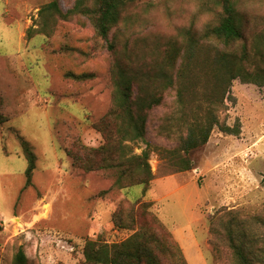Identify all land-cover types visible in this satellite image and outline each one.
<instances>
[{
  "label": "rangeland",
  "instance_id": "1",
  "mask_svg": "<svg viewBox=\"0 0 264 264\" xmlns=\"http://www.w3.org/2000/svg\"><path fill=\"white\" fill-rule=\"evenodd\" d=\"M53 1L0 0V112L8 118L0 126V264H13L19 249L29 264H84L88 241L121 243L140 227L156 226L189 264H238L228 239L232 230L246 234L255 258L264 259V103L258 102L264 101V85L233 82L217 108L220 125L191 152L195 167L189 172L172 168L168 151L186 135L181 114L190 123L205 114L202 94L218 83L210 67L198 66L183 105L169 90L149 112L154 180H189L184 188L169 180L152 181L145 195L142 186L113 189L114 170L85 172L68 155L78 143L93 149L104 143L94 124L113 106L116 60L152 72L163 67L171 49L183 50L187 32L199 35L220 20V0H136L108 41L84 16L63 21L39 13ZM75 1L58 0L61 11ZM234 1L247 35L264 34V0ZM200 17L207 23L197 30ZM172 122L177 125L168 127ZM20 139L37 159L30 186ZM130 145L135 154L146 148ZM216 178H224L223 193L207 191L212 180L211 188L218 187ZM152 201L151 217L135 214L139 202ZM180 230L193 237L185 252L173 234Z\"/></svg>",
  "mask_w": 264,
  "mask_h": 264
},
{
  "label": "trees",
  "instance_id": "2",
  "mask_svg": "<svg viewBox=\"0 0 264 264\" xmlns=\"http://www.w3.org/2000/svg\"><path fill=\"white\" fill-rule=\"evenodd\" d=\"M135 1L76 0L73 7L63 13L58 0H54L41 8L39 13H48L63 21L84 16L94 25L98 36L108 41L110 32L121 22L127 6ZM220 3V20L207 26L199 35L187 32L183 50L177 47L171 49L165 65L156 71H147L146 68L116 60L113 65V106L94 124V128L102 134L104 143L95 149L78 143L74 151L68 153L75 168L85 172L114 170L116 181L113 189L127 190L142 186L145 195L154 180L149 164L150 144L146 139L149 112L162 105L164 95L169 90H175L178 101L183 105L191 80L198 76L195 71L199 65H205L206 68L210 67L212 80L218 82L212 90L202 94L206 106L202 111L205 114L195 115L192 123L185 113L181 114L180 121L186 127V135L180 138L177 149L168 151L170 166L177 172L194 169L190 154L205 146L213 129L220 125L217 108L224 105L233 82L240 80L264 85V34L248 36V24L240 19L236 2L220 0ZM155 61L158 62V57ZM70 76L75 79L85 77ZM7 121L8 118L0 112V126ZM172 125L168 127L177 124ZM20 141L28 162L26 185L30 186L37 159L29 143L23 139ZM138 142L146 144L141 154H135L133 145H130ZM154 205V202H139L134 212L151 217L152 213L148 210ZM162 230L157 226L154 229L140 227L127 240L111 245L88 241L84 249V264H189L178 245L170 242ZM228 239L238 264H264V259L258 261L255 258L246 234L232 230ZM13 264H29L23 249L18 250Z\"/></svg>",
  "mask_w": 264,
  "mask_h": 264
},
{
  "label": "crops",
  "instance_id": "3",
  "mask_svg": "<svg viewBox=\"0 0 264 264\" xmlns=\"http://www.w3.org/2000/svg\"><path fill=\"white\" fill-rule=\"evenodd\" d=\"M242 97H243V95H241L240 92H239V98L242 99ZM258 102H261L262 104L264 103V101H260V100H258ZM186 179H188V178H186ZM217 179L220 180V184H218V187L211 188V184L213 182V180H212L211 183H208L207 184V191H211V189H212V191H215V193H218V194L224 192V190H223V187H224V180L223 179L224 178H216L215 179L216 182H217ZM169 180H174L175 183L180 184V187L179 188H184L186 185L189 184V180L188 181H185L184 183H180L182 181L181 178H159V179L157 178V179L153 180V183L157 182L158 184H164L166 181H169ZM152 202H155V201H152ZM48 205L50 206L49 203H48ZM108 213L110 214V212H108ZM109 227H110V225H109ZM95 228H96V226H95ZM97 228L99 229L100 232L103 231L104 230V223L102 224V222H101L100 225H97ZM173 234L175 236V239L181 244L182 247L185 246L184 243H188L189 245L194 244L193 243V237H191L189 235H188L187 238L183 237V236H186L187 235L186 233H184V231L183 232L181 230L180 231H174ZM184 252H185V247H184Z\"/></svg>",
  "mask_w": 264,
  "mask_h": 264
},
{
  "label": "clouds",
  "instance_id": "4",
  "mask_svg": "<svg viewBox=\"0 0 264 264\" xmlns=\"http://www.w3.org/2000/svg\"><path fill=\"white\" fill-rule=\"evenodd\" d=\"M195 11V9H193ZM207 23V20L204 17H200L196 22V28L197 30H202L203 25Z\"/></svg>",
  "mask_w": 264,
  "mask_h": 264
}]
</instances>
